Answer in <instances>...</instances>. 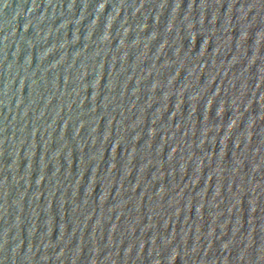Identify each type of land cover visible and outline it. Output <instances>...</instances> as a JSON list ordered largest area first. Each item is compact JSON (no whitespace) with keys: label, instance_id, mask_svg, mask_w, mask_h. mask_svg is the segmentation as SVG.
I'll return each mask as SVG.
<instances>
[{"label":"water","instance_id":"obj_1","mask_svg":"<svg viewBox=\"0 0 264 264\" xmlns=\"http://www.w3.org/2000/svg\"><path fill=\"white\" fill-rule=\"evenodd\" d=\"M0 264H264V0H0Z\"/></svg>","mask_w":264,"mask_h":264}]
</instances>
